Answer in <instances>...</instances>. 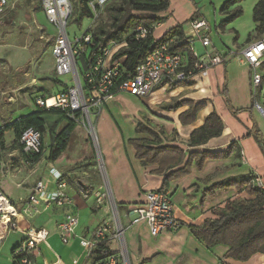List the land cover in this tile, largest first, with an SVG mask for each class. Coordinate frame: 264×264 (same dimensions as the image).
Here are the masks:
<instances>
[{"label":"crops","instance_id":"1","mask_svg":"<svg viewBox=\"0 0 264 264\" xmlns=\"http://www.w3.org/2000/svg\"><path fill=\"white\" fill-rule=\"evenodd\" d=\"M168 1L169 8L166 12L158 14L133 13L141 18L158 17L163 19L153 27L151 33L153 42H158L172 28L181 25L173 22L164 28V24H168V19L171 16H168L171 6L170 0ZM199 18L192 16V14L189 15L187 31L182 29L185 40H189L191 35L189 22ZM200 19L204 20L202 17ZM106 20V24L111 21L108 17ZM71 21L73 22V20ZM82 22L80 21V24ZM92 24L91 20L89 27L94 31L98 24L94 26ZM253 29L254 25L244 47L257 41L252 38ZM210 32L211 28L208 27L204 33L208 36ZM249 37L251 39L248 42ZM125 46V41L109 43L104 50L103 48L99 50L100 54L97 58L102 57L105 67L119 68L124 59L114 61L112 58ZM192 49L195 54H199L196 45H193ZM215 53L223 58L224 63L209 68L206 77L196 76L190 82L175 86L160 85L148 97L140 98L146 106L144 113L138 109V111L135 110L133 116L116 114L112 98L105 103L101 112L94 118L96 119L95 133L99 149L104 156L108 189H105V186L102 188L98 181H95L94 185L96 186L94 187L80 183L85 186L83 188L84 186L74 183L71 178L64 177L63 169L57 163L49 164L44 158L35 164L25 163L21 160L20 155L16 159L13 158L16 151H12V141H5L6 132L3 131L2 127H7L0 120V143L5 148V151L1 150L0 152V192L16 210V213L23 208L35 183L40 179H47L49 169H55L63 176L67 182L66 193L72 199L70 207L55 208L50 204L41 203L37 207L38 213L33 217L18 215L14 218L18 230L6 237H0V264H13L12 253L22 242L24 233L30 228H43L49 233L46 242L39 247L35 255L34 264L89 263L86 259L87 256L84 258L82 255L83 252L78 243L79 239L90 238L93 231L101 225H111L110 202L116 206L119 217L123 218L128 215L130 210L144 202L145 192L159 190L163 187L165 176L153 174L157 169L156 166L144 167L135 159L133 148L127 144V141L132 139H150L146 135L135 133L137 125L143 121H147L150 125L149 128L156 134L159 130L162 131L160 135L161 145L183 150L186 158L191 153H225L230 144H234V148L227 158L206 161L201 170H197L193 163L187 176L168 181L165 191L172 197L174 214L181 224V228L176 233H163L157 238H153L144 223L132 224L129 222L124 233L129 264H155L156 262H158L157 264H263L264 255L261 254L254 255L247 262L225 259L227 252L225 246L219 245L209 249L196 240L188 229L189 226L201 225L205 219L212 218L214 209L222 207L225 203L236 200L244 194L243 190L237 191L235 188L217 189L211 194L208 190L213 186L228 179L249 174L264 177L262 152L253 138L247 135L252 130L246 115L238 114L247 108L243 107L248 102L247 94L252 103L250 69L239 61V65L244 69L235 73L232 71V66L226 64L229 61L228 57H233V54L230 51L225 55L217 51ZM232 82L236 83L234 90L233 87L232 89L229 88ZM65 89L59 92L54 91V94H59ZM188 104L201 105L202 109L196 115L195 123L183 126L178 118L180 114L188 110ZM174 106H176L175 109H165V107ZM250 108L252 109V105ZM213 112L223 123L221 136L198 148H189L188 141L191 133L201 127L207 116ZM117 117L121 118L122 123L120 125L117 122ZM122 125L127 128L126 134ZM8 132L13 135L11 131ZM4 157L9 158V160H5ZM242 159L245 160L244 163ZM178 169H173L170 172ZM20 174L22 175L21 178H19ZM49 187L50 190L53 189L52 184H49ZM88 187L92 190L91 192ZM98 191H104L103 193L107 196L101 206L95 202ZM68 214L76 215L78 218L76 237L70 244L62 245L57 234V226ZM123 224L125 225V222ZM107 240L106 247L111 253H114L117 249L116 243L110 241L109 238Z\"/></svg>","mask_w":264,"mask_h":264},{"label":"built area","instance_id":"2","mask_svg":"<svg viewBox=\"0 0 264 264\" xmlns=\"http://www.w3.org/2000/svg\"><path fill=\"white\" fill-rule=\"evenodd\" d=\"M17 0H0V18L12 10ZM109 0H88L87 9L96 17ZM42 12L46 21L54 31V43L51 55L54 61V73L57 77L70 75L74 80V86L66 88L62 93L49 98L42 97L35 101L38 108L60 109L69 114H78L81 123L91 125V117L97 116L105 103L117 93H126L136 97L144 98L152 94L154 89L160 85L175 86L190 82L196 76L206 77L209 68L220 66L224 63L221 56L217 54H206L198 57L194 53L191 43L190 50L195 62L189 66L185 58L171 51L173 40H167L161 44L153 43L151 50L146 54L143 61L135 68L130 79L115 84L118 77V67H105L102 57L97 58L89 69L81 75L76 63L78 50L91 43V35L86 32L80 39L69 40L67 32L68 23L71 19L73 8L69 0H41ZM191 35L189 38L200 41L202 47L207 50L210 41L205 35L208 25L204 20L195 19L189 22ZM147 36V30L143 27L136 29V40H143ZM234 56L250 69V93L251 105L264 121V78L261 74L264 64V37L260 40L247 44ZM80 76L83 78V84ZM89 136L98 148L97 137L89 128ZM19 144L24 153H38L41 147V134L34 129L24 130L19 138ZM98 151V150H97ZM243 157V154H241ZM243 163L245 162L242 159ZM102 164L99 168L102 169ZM49 184L53 189L50 190ZM253 185L264 190L262 178L258 175L253 180ZM67 182L55 169H49L47 179L38 180L25 201L20 212L9 204L0 192V237L18 230L14 218L18 215L33 217L38 213L37 207L41 203L52 205L55 208H66L72 205V199L67 195ZM107 196L99 194L96 198L97 205L101 206ZM7 208L12 211L8 212ZM128 217H132L131 223H144L153 238L163 233H176L181 224L174 214V204L171 195L167 191L152 190L144 194V202L129 211ZM78 218L76 215L68 214L57 226V234L62 245H68L76 237ZM49 236L46 229L30 228L24 233L22 242L13 252V258L18 264H34V258L39 247L44 244ZM108 238L120 240L121 232L112 234L111 225L104 224L97 227L90 238H80L79 246L88 257L97 246ZM118 260L110 259L109 264H116ZM126 264V263H124Z\"/></svg>","mask_w":264,"mask_h":264},{"label":"trees","instance_id":"3","mask_svg":"<svg viewBox=\"0 0 264 264\" xmlns=\"http://www.w3.org/2000/svg\"><path fill=\"white\" fill-rule=\"evenodd\" d=\"M87 1L78 0L77 10L72 12V16L73 14L77 16L73 22L78 26H81L80 21L83 18H90L91 16L87 9ZM239 1L231 0L226 3L222 7L221 12L226 11L229 5ZM168 8V0H109L103 9H105L111 23L99 25L92 32L87 31L91 35V43L84 46V48L77 49L78 55L76 56V63L79 66L81 75L97 59L101 48L104 50L109 43L125 41V48L119 50L112 58L114 61L124 59V62L118 68V77L115 79V84L130 79L134 74L135 68L143 61L153 46L154 42L151 38L153 27L163 20L158 17L141 18L133 13L158 14L166 12ZM240 14V9H236L231 19L237 18ZM72 16L69 23L73 20ZM252 22L254 25L252 38L260 40L264 37V0L258 1L254 6L252 10ZM138 27H143L147 30V36L143 40L135 39L136 29ZM170 39L173 40L171 51L181 54L185 58V62L189 66H192L195 60L191 54L190 44L184 38L181 25L172 28L157 43L161 44ZM250 39L249 37L248 41ZM37 97L32 99L33 103H35ZM175 108L176 106L165 107L166 110ZM201 109V105L194 106L193 104H188V110L180 114L178 118L180 124L187 126L195 123L196 115ZM54 113L61 115L65 113L72 115L74 118H78V114H69V112L60 109L53 108L47 110L44 108H36L33 113L21 118L18 123L8 126L9 128L6 131L13 133L12 150H16L20 135L24 130L31 128L41 134V147L38 153L23 154L22 147L20 146V158L25 163L35 164L42 158L44 153V147L42 145H45L42 142V137L46 135L50 141V136L53 134L51 130L55 127L54 124L50 130L47 129L48 120L46 117ZM146 124L139 123L135 129V133L146 135L150 139H132L128 140L127 144L133 148L135 159L144 167L156 166L157 169L153 174L165 176L163 187L159 189L160 191H165L168 181L187 176L193 163L197 170H201L206 161L227 158L230 151L234 148V144H230L225 153H191L186 158L183 150L161 145L160 135L162 131L159 130L156 134ZM74 127V123H70L55 136L52 142L50 141L51 144L48 145L50 152L47 158L49 161H54L64 151ZM222 132L223 123L217 114L213 112L207 116L205 123L201 127L191 133L188 147L198 148L203 146L208 141L220 137ZM247 135L252 137L259 146L264 158V143L262 142L259 131L253 129ZM0 148L5 151L2 143H0ZM173 169L178 170L170 172ZM255 177V174H249L235 179H228L213 186L208 190L211 194L217 189L226 190L229 188H235L237 191L243 190L244 194L238 199L227 202L224 206L214 209L212 211V218L205 219L201 225L188 227L191 235L205 247L210 249L219 245L225 246L227 248L225 259H231L236 262H247L256 254L264 255V190L253 185ZM88 190H90V187H88ZM107 241L105 240L99 244L92 253L95 256L96 264H103L113 254L106 247ZM13 264H18L16 258H13Z\"/></svg>","mask_w":264,"mask_h":264},{"label":"rangeland","instance_id":"4","mask_svg":"<svg viewBox=\"0 0 264 264\" xmlns=\"http://www.w3.org/2000/svg\"><path fill=\"white\" fill-rule=\"evenodd\" d=\"M69 1L73 11H76L78 0ZM230 1L170 0L171 6L168 16H171L168 19V24H164V28L173 22H177L181 24L184 31H187L189 15L192 14V16L204 18L208 23V27L211 28V32L207 36L210 45L205 50L200 41L189 38L192 48L193 45H196L199 51L198 57H204L207 53L209 55L217 54L215 53L216 51L225 55L230 51L233 57H228L229 61L226 64L232 66L233 72L239 73L244 68L239 65V61L234 55L244 47L248 35L252 32V9L259 0H240L235 4L229 5L226 11L221 12L222 7ZM236 9H240L241 14L237 18L231 19ZM75 18L76 16L73 14V21ZM90 18H83L81 26H78L75 22L68 23L67 32L70 41L74 38L80 39L87 31L92 32V28L89 27L91 20L93 22L92 26L95 24H98V26L101 24L105 25L107 23L105 9L100 10L96 17L91 14ZM54 35L53 27L48 24L42 12L41 0H17L12 10L0 18V120L7 127H2L3 131L6 132L5 141H13V135L6 131L9 128L8 126L18 123L21 118L33 113L38 108L32 101L34 97L38 96L36 100L42 97L49 98L55 95V92L74 86V80L70 75L57 77L54 74L51 56ZM74 35L75 37H73ZM263 71L261 74L264 78ZM80 79L83 84L82 76H80ZM232 87L234 90L236 83H230L229 88L232 89ZM246 97L248 102L243 107L247 108H244L238 114L246 115L251 130H258L264 143V121L255 110L250 108L251 102L248 94ZM112 102L115 105V111H113L124 116H133L135 110L138 111V109L144 113L146 108L140 97L126 93L115 94L112 97ZM46 119L48 120V130L55 124L54 130H51L54 135H51L50 132L51 142L70 123H74L75 127L68 138L66 148L54 161L47 159L50 152L48 145L51 143L48 136H43L42 142L45 145H42L44 153L41 160L44 158L49 164L57 163L63 169L64 177L71 178L79 186L81 183L94 187L96 186L94 185L95 181H98L102 188L105 186V189H108L104 156L100 152L98 139L96 140L97 148L89 136V128L95 132L96 119L91 117L90 126L84 125L78 118L65 113L62 115L58 113L49 114ZM117 119L120 125L122 123L121 118L117 117ZM143 123H147L146 125L150 127L147 121L146 123L143 121ZM123 129L126 134L127 128L123 127ZM19 149L20 145L17 144L16 150H12L16 151L13 158L16 159L20 155ZM22 153L28 155L23 152V149ZM4 159L9 160L6 157ZM100 163L103 166L102 169L99 168ZM21 177L22 175L20 174L19 178ZM262 181L264 183V177H262ZM103 192L98 191L95 200L99 194L106 195ZM110 206L111 214L109 213V216L112 217L111 232L113 234L114 231L119 232L120 230L122 240L109 238L110 241L116 243L117 249L103 264H109V259L118 260L116 264H129L124 233L132 217L127 215L120 218L113 202H110ZM123 222H125V225ZM82 255H84V258L86 257L84 253ZM86 259L89 262L87 264H96L95 256L92 254L88 255Z\"/></svg>","mask_w":264,"mask_h":264},{"label":"bare ground","instance_id":"5","mask_svg":"<svg viewBox=\"0 0 264 264\" xmlns=\"http://www.w3.org/2000/svg\"><path fill=\"white\" fill-rule=\"evenodd\" d=\"M7 211H8V212H9V211L11 212L12 210H11V209H9V208H7ZM119 232H120V230H119ZM121 240H122V239H121ZM121 240H120V241H121ZM122 247H123V245H122Z\"/></svg>","mask_w":264,"mask_h":264},{"label":"water","instance_id":"6","mask_svg":"<svg viewBox=\"0 0 264 264\" xmlns=\"http://www.w3.org/2000/svg\"><path fill=\"white\" fill-rule=\"evenodd\" d=\"M81 185V184H80ZM82 186V185H81ZM83 187V186H82ZM83 188H85V187H83Z\"/></svg>","mask_w":264,"mask_h":264}]
</instances>
